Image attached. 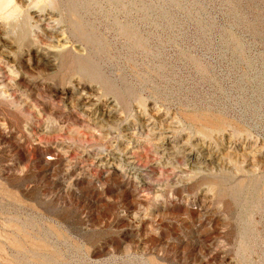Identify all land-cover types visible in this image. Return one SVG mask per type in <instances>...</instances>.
<instances>
[{
  "label": "rangeland",
  "instance_id": "rangeland-1",
  "mask_svg": "<svg viewBox=\"0 0 264 264\" xmlns=\"http://www.w3.org/2000/svg\"><path fill=\"white\" fill-rule=\"evenodd\" d=\"M4 10L0 264H264V0Z\"/></svg>",
  "mask_w": 264,
  "mask_h": 264
},
{
  "label": "bare ground",
  "instance_id": "bare-ground-1",
  "mask_svg": "<svg viewBox=\"0 0 264 264\" xmlns=\"http://www.w3.org/2000/svg\"><path fill=\"white\" fill-rule=\"evenodd\" d=\"M10 3H12V0H0V15L1 12L5 9L8 8L10 6ZM12 5V4H11ZM32 8V7H31ZM16 7H12L11 8V13L16 11ZM5 11V10H4ZM31 18V16H30ZM39 18V17H38Z\"/></svg>",
  "mask_w": 264,
  "mask_h": 264
}]
</instances>
